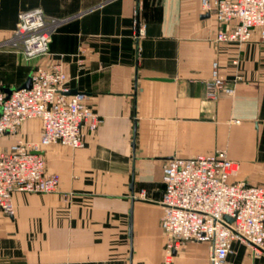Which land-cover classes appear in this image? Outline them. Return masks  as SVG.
<instances>
[{
    "label": "crops",
    "instance_id": "0c3cea01",
    "mask_svg": "<svg viewBox=\"0 0 264 264\" xmlns=\"http://www.w3.org/2000/svg\"><path fill=\"white\" fill-rule=\"evenodd\" d=\"M37 6L65 19L44 56L0 45V87L8 93L30 82L37 64L62 61L71 91L84 92L101 121L83 128L81 147H44L57 188L12 193L13 214L0 213V262L163 264L162 163L173 155L224 149L238 162L234 179L264 185V42L256 34L215 42L218 23L200 0H0V42L21 10ZM214 60L228 81L241 77L232 94L209 99ZM40 125L28 119L19 133L37 140ZM172 264H210L207 243L186 242ZM222 264H264V253L234 240Z\"/></svg>",
    "mask_w": 264,
    "mask_h": 264
},
{
    "label": "built area",
    "instance_id": "2783aa9c",
    "mask_svg": "<svg viewBox=\"0 0 264 264\" xmlns=\"http://www.w3.org/2000/svg\"><path fill=\"white\" fill-rule=\"evenodd\" d=\"M205 12L215 16L218 27L215 42H246L256 34L264 42V0H200ZM133 38L144 36L139 27L137 8L133 10ZM65 17L48 15L37 6L21 10L15 28L0 45L12 47L25 59L49 53V44L58 24ZM141 46L137 43V50ZM237 60H234L236 62ZM234 80L228 81L212 62L205 82L206 98L232 94ZM62 61L50 66L37 64L30 83L5 92L0 87V211L12 215V193L56 190L59 176L47 172L44 147L58 143L72 148L85 143L83 128L96 130L101 121L86 103L85 93L71 91ZM40 120L37 140L27 139L19 128L28 119ZM238 162L224 149L190 156L173 155L162 163L163 191L159 199L163 211L160 226L165 235L163 264L190 240L205 241L210 264H222L232 250L234 240L250 245L254 254L264 253V185L234 179ZM144 197V190H140ZM229 215L232 219L225 218ZM0 264H36L0 262Z\"/></svg>",
    "mask_w": 264,
    "mask_h": 264
},
{
    "label": "water",
    "instance_id": "95a60500",
    "mask_svg": "<svg viewBox=\"0 0 264 264\" xmlns=\"http://www.w3.org/2000/svg\"><path fill=\"white\" fill-rule=\"evenodd\" d=\"M30 82H26L24 85H28ZM225 218L227 219V220H231L232 218L229 216V215H225Z\"/></svg>",
    "mask_w": 264,
    "mask_h": 264
},
{
    "label": "rangeland",
    "instance_id": "374dc122",
    "mask_svg": "<svg viewBox=\"0 0 264 264\" xmlns=\"http://www.w3.org/2000/svg\"><path fill=\"white\" fill-rule=\"evenodd\" d=\"M1 46H6V45H1ZM7 47L12 48V47H10V46H7ZM0 213H3V212L1 211ZM3 214H4V213H3Z\"/></svg>",
    "mask_w": 264,
    "mask_h": 264
}]
</instances>
